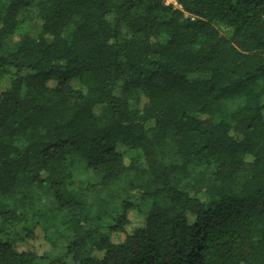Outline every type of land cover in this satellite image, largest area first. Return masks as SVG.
I'll return each mask as SVG.
<instances>
[{"label": "trees", "instance_id": "1", "mask_svg": "<svg viewBox=\"0 0 264 264\" xmlns=\"http://www.w3.org/2000/svg\"><path fill=\"white\" fill-rule=\"evenodd\" d=\"M174 3L0 0V264H264V0Z\"/></svg>", "mask_w": 264, "mask_h": 264}, {"label": "rangeland", "instance_id": "2", "mask_svg": "<svg viewBox=\"0 0 264 264\" xmlns=\"http://www.w3.org/2000/svg\"><path fill=\"white\" fill-rule=\"evenodd\" d=\"M164 1H165L166 5H172L173 7L176 6L175 3H174V0H164ZM33 12H34L33 9L32 10L29 9L27 11H23L21 13L20 20L22 22H24L23 20H25V18H27V17L29 18L30 16H32ZM22 27H25L24 30H26V33L29 34V35H32V36L36 35L37 32H38L37 26H35L33 24L27 25L25 23V24L22 25ZM8 47H10V43H9ZM136 98H137V94L135 92H132L128 96V102H129L131 108L135 107ZM77 179L79 180V179H82V178L79 176ZM133 216L134 215L132 214L131 219H133ZM40 237H42V236H40ZM52 241H53V243H56V244L52 245V243L49 240L45 241V240H43V238L42 239L40 238V240L36 244V248H37V250L39 252V255L44 260H46V262L58 258L66 250V239H62V240L54 239Z\"/></svg>", "mask_w": 264, "mask_h": 264}]
</instances>
